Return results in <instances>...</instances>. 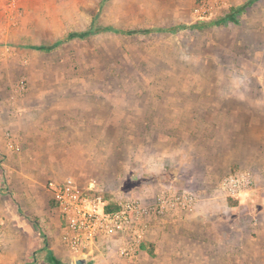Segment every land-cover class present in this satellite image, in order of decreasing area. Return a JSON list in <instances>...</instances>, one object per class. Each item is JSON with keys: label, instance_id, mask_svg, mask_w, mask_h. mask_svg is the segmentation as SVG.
<instances>
[{"label": "rangeland", "instance_id": "374dc122", "mask_svg": "<svg viewBox=\"0 0 264 264\" xmlns=\"http://www.w3.org/2000/svg\"><path fill=\"white\" fill-rule=\"evenodd\" d=\"M176 26L185 27L163 31ZM102 27L121 32L86 35ZM9 108L59 120L54 139L34 126L12 130L1 116ZM0 122V164H13L2 200L14 224L0 264H69L39 249L46 232L60 238L45 186L52 175H73L108 201L172 187L211 206L238 166L225 172L212 160L213 178L170 181L148 170L151 154L163 150V134H264V0H0ZM251 192L242 227L208 219L209 229L179 230L155 256L105 250L88 264H264V215Z\"/></svg>", "mask_w": 264, "mask_h": 264}, {"label": "crops", "instance_id": "0c3cea01", "mask_svg": "<svg viewBox=\"0 0 264 264\" xmlns=\"http://www.w3.org/2000/svg\"><path fill=\"white\" fill-rule=\"evenodd\" d=\"M1 116L4 118L3 122L11 124L12 130L16 128V130L25 131L30 126H34L39 134L38 138H47V140L54 139V135L57 134L51 127L59 124L57 119L45 121V118H41L42 120H35L33 115H29L27 111L20 114L18 110H12V108H9L8 111L5 110ZM181 135L184 137L175 138L172 134H163V150L158 152L154 150V153L151 154L149 171H163L162 177L169 178L170 181L172 178L208 180L216 176L215 172L217 170L220 171L217 164L211 167L206 163L212 162V160L214 163L221 162L219 164L223 165L225 172L231 170L235 165L238 168H249L253 171L256 180L255 189L251 192L253 197L251 196L250 199H252L254 207H257L256 212L264 215V134H226L224 137L222 135L215 136L214 134H209V136L205 134ZM1 141L0 139V143ZM211 146L216 149H213L214 151L209 149ZM12 165V163L0 164V224L3 223L2 235L3 237L5 235V239L8 228H12L14 224L11 226L9 221L13 214L11 201L6 203L5 200H2L4 195L2 194L1 180L3 177L12 176L10 173ZM14 165L17 167V164ZM55 169L58 168L53 170ZM52 177L59 176L52 175ZM47 191V197L51 198V192L49 189ZM155 195L141 194V196L149 198H153ZM238 199L239 201L234 200L235 204H231L229 200L218 198L211 202V206H205V202L200 199L195 211L173 214L153 224L148 232L147 241L157 246L158 244L172 242L173 235H177L179 230L187 231L188 228L209 229V224L206 221L208 219H212L214 223H219L220 219L226 218L230 223V227H242L246 221L247 212L251 208L249 207L250 203L246 202L245 196L242 195ZM56 211L59 226L60 217L57 209ZM26 213L38 216V212H35L30 205L26 207ZM219 227V225L217 227L215 225L211 226L212 229L217 228L216 231H213L217 237L220 236ZM16 229L17 227L14 230ZM48 233H45L47 238L39 246L41 252H46L49 255L47 259L52 261L60 253L69 256L68 250L61 243L60 238H51ZM51 233L53 235V232Z\"/></svg>", "mask_w": 264, "mask_h": 264}, {"label": "built area", "instance_id": "2783aa9c", "mask_svg": "<svg viewBox=\"0 0 264 264\" xmlns=\"http://www.w3.org/2000/svg\"><path fill=\"white\" fill-rule=\"evenodd\" d=\"M12 144V142H9ZM46 186L52 194L60 217V241L69 253V264L80 258L88 263L105 250L136 259L153 224L166 217L193 212L200 201L197 192L167 187L153 198L135 195L108 201L102 194L81 189L73 175L50 177ZM254 173L238 168L218 184V198L238 199L255 189ZM0 224V241L2 239Z\"/></svg>", "mask_w": 264, "mask_h": 264}, {"label": "trees", "instance_id": "16d2710c", "mask_svg": "<svg viewBox=\"0 0 264 264\" xmlns=\"http://www.w3.org/2000/svg\"><path fill=\"white\" fill-rule=\"evenodd\" d=\"M241 10V8H232V12H234V13H236V12H241L240 11ZM222 22L224 23V22H227V19H225V20H222ZM219 23H221V21H212V22H210V23H208V25H215V24H219ZM201 26V25H200ZM185 26H176V27H173V28H169V29H164L163 31H177L178 29H181V28H184ZM107 30H111V31H115V32H121L120 30H115V29H113V28H111V27H102V28H93V29H90V30H88L87 32H86V35L87 34H92V33H98V32H101V31H107ZM233 200H235V199H233V198H230L229 199V202L231 203V204H234L235 202L233 201ZM142 249L143 250H146L151 256H155V254H156V251H155V249H156V246H155V244H153V243H150V242H148V241H145L143 244H142ZM53 260H55V259H53ZM53 263H54V261H52Z\"/></svg>", "mask_w": 264, "mask_h": 264}, {"label": "water", "instance_id": "95a60500", "mask_svg": "<svg viewBox=\"0 0 264 264\" xmlns=\"http://www.w3.org/2000/svg\"><path fill=\"white\" fill-rule=\"evenodd\" d=\"M76 264H88V261L85 258H80L76 261Z\"/></svg>", "mask_w": 264, "mask_h": 264}]
</instances>
